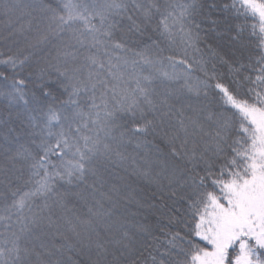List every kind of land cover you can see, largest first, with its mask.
I'll return each mask as SVG.
<instances>
[{
  "label": "snow or ice",
  "instance_id": "obj_1",
  "mask_svg": "<svg viewBox=\"0 0 264 264\" xmlns=\"http://www.w3.org/2000/svg\"><path fill=\"white\" fill-rule=\"evenodd\" d=\"M213 12L229 53L201 47ZM0 16L34 32L0 51V101L29 137L0 165V264H264V0H0ZM114 169L155 187L154 222L116 211L157 205L122 197Z\"/></svg>",
  "mask_w": 264,
  "mask_h": 264
},
{
  "label": "trees",
  "instance_id": "obj_2",
  "mask_svg": "<svg viewBox=\"0 0 264 264\" xmlns=\"http://www.w3.org/2000/svg\"><path fill=\"white\" fill-rule=\"evenodd\" d=\"M23 2L27 3L30 2V0H23ZM212 17L219 21L217 25H212L210 20H201V18H197L198 21L201 22V27L204 30L206 39V43L202 44L201 47L204 48L205 52L208 51V46H211L212 48H215L222 53H229L231 44L229 43L230 37L226 34L227 21H224L222 14L220 13L213 12ZM25 20L26 18L21 20V23L25 22ZM16 27L18 28L19 24H17ZM10 31L12 34H10ZM32 35H34V32H25L22 35L14 29L10 30L5 24L4 17L0 16V51L7 52L9 48L14 51L17 45L25 46L27 43L25 37H28L30 39ZM141 39L144 42H148L147 36H144ZM48 52H51L52 55L55 54L54 49H52L49 45L43 51L37 52L36 57L39 58L40 56H43ZM46 83L48 89L51 90L53 94H58L61 91V89H59L58 87V84L56 83L54 75L52 77V80L47 81ZM32 87L35 88L34 85ZM35 90L39 94V89L35 88ZM18 111V109H9L8 107H6V103L4 101H0V165H7V161L4 158L6 155V149L14 150L19 143H25L29 140V137L27 135V124L24 122V118L22 116L17 115ZM161 147L164 146L161 144ZM117 173L120 176H125L126 181L121 182L120 180L115 179ZM107 179L109 181V184L126 183L130 186L122 187V197L127 196L129 193H131V196L134 197L135 200H139L145 205L147 203H153L157 205V210H153L148 208L147 206L138 207L136 203H128L125 199L121 198L116 209L118 213L134 212L136 213V216L129 217L130 219L134 220L143 221L145 217H147L148 221L154 222L156 220L158 210L164 202L160 200L159 194L156 193V189L153 185H150L135 176L125 173L123 169H114L111 173L108 174ZM16 183L21 187L23 186L22 184H20V182ZM105 191H107V186L105 188ZM165 211H168V209L165 208Z\"/></svg>",
  "mask_w": 264,
  "mask_h": 264
}]
</instances>
